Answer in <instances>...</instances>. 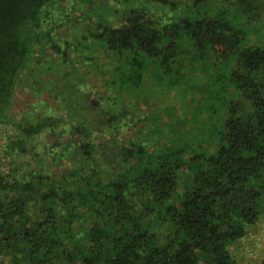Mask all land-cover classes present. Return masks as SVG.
Masks as SVG:
<instances>
[{
	"label": "trees",
	"instance_id": "obj_1",
	"mask_svg": "<svg viewBox=\"0 0 264 264\" xmlns=\"http://www.w3.org/2000/svg\"><path fill=\"white\" fill-rule=\"evenodd\" d=\"M149 1L155 9L121 6L90 30L110 63L88 118L17 124L6 151L51 152L69 165L58 175L29 163L0 174L2 264H238L229 247L264 216V41L248 28L264 2ZM49 2L0 0V124ZM181 6L166 21L157 13ZM208 61L210 90L198 92L185 71ZM152 84L165 96L184 89L197 104L191 120L202 122L172 146L128 132H142L129 99ZM163 117L171 129L170 106ZM44 134L52 144L42 154Z\"/></svg>",
	"mask_w": 264,
	"mask_h": 264
},
{
	"label": "rangeland",
	"instance_id": "obj_2",
	"mask_svg": "<svg viewBox=\"0 0 264 264\" xmlns=\"http://www.w3.org/2000/svg\"><path fill=\"white\" fill-rule=\"evenodd\" d=\"M138 3L150 9L156 8L149 0H50L44 7L40 16L37 43L33 46L28 63L19 74L13 99L6 108L4 122L0 124L1 175L20 168L24 163H29L33 168L38 167L39 170L45 169L52 175H58L62 167L69 165L60 158L52 161L48 159V155H53L51 152H46V156L38 160L32 158L33 154L6 151L5 147L7 144L15 146L16 126L19 123L33 124L42 117H71L77 120L85 119V116L88 118L91 104H87V101L98 106L100 97L97 92L105 86L108 77L105 66L110 63L103 49L89 39L90 30L95 27L98 16H106L115 21L121 6ZM184 6L176 11L158 8L157 13L166 21L182 16L186 12ZM236 6L230 3L228 10H235ZM248 28L252 42L264 41V10H260L259 21H253ZM55 45L67 51V62L57 53ZM211 65V61H208L200 67L191 66L185 71L187 79L199 85L198 92L207 93L210 90L206 81H210ZM191 96L180 88L170 90L169 95L165 96L153 84L147 86V90L129 99L132 102V119L138 123L142 132H137L132 127L128 132L137 133V137L144 135L150 146H172L180 132H191L202 122L198 120L194 123L191 120L190 108L197 105L191 101ZM166 106H170L174 113L170 122L173 124L171 129L163 117ZM92 110L95 111L96 108L92 107ZM98 136L95 134V138ZM39 144L37 149L42 153L45 146L52 144V139L44 134L40 137ZM229 249L238 264H264V216L249 228L243 239L232 244ZM2 259L3 256H0V264Z\"/></svg>",
	"mask_w": 264,
	"mask_h": 264
}]
</instances>
